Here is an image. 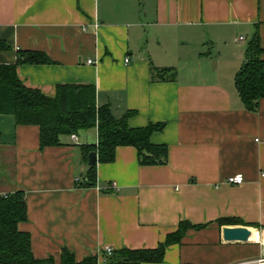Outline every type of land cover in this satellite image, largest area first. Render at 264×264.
<instances>
[{
  "label": "crops",
  "instance_id": "1",
  "mask_svg": "<svg viewBox=\"0 0 264 264\" xmlns=\"http://www.w3.org/2000/svg\"><path fill=\"white\" fill-rule=\"evenodd\" d=\"M255 29L264 59V0H0V65L18 51L52 61L19 65L24 86L52 97L58 85H90L114 118L134 112L130 128L165 124L150 142L167 145L166 165L140 166L133 147H118L112 163H96L97 186L80 188L81 146L97 143L95 128L41 149L37 126L0 115V195L24 192L18 230L36 259L59 264L64 247L76 261L104 246L155 249L181 222L206 226L157 264H237L264 253V99L249 112L234 88ZM151 68L175 78L152 81ZM237 175L241 184L226 182ZM221 218L243 224L219 226ZM226 227L251 235L224 241Z\"/></svg>",
  "mask_w": 264,
  "mask_h": 264
},
{
  "label": "trees",
  "instance_id": "2",
  "mask_svg": "<svg viewBox=\"0 0 264 264\" xmlns=\"http://www.w3.org/2000/svg\"><path fill=\"white\" fill-rule=\"evenodd\" d=\"M257 29L245 48V58L234 77V88L245 110L257 112L264 99V59ZM52 61L43 52L18 51L14 64L0 65V115H10L18 126H37L39 145L58 146L61 136L95 128L97 143L81 146L84 164L90 153H95L100 164L112 163L118 147H133L140 166H164L168 163V147L153 144L150 137L164 129L165 124H148L130 128L128 119L134 112H126L116 119L109 105L98 106L96 91L90 85H58L55 94L47 97L37 89L28 88L19 80L16 69L21 64L46 65ZM173 69H150V80L173 81ZM80 188L97 186L96 165L82 178ZM27 219L25 194L15 191L0 195V264H55L52 257L36 259L31 252L30 237L18 230V224ZM219 226L242 225L237 218H221ZM206 225L181 222L178 229L168 234L155 249L129 250L122 248L110 255H90L76 261L67 248L60 252L59 264H143L162 263L166 249L179 244L189 230H200ZM258 227L257 225H253ZM101 258V262L99 260Z\"/></svg>",
  "mask_w": 264,
  "mask_h": 264
},
{
  "label": "water",
  "instance_id": "3",
  "mask_svg": "<svg viewBox=\"0 0 264 264\" xmlns=\"http://www.w3.org/2000/svg\"><path fill=\"white\" fill-rule=\"evenodd\" d=\"M97 163V156L95 153H90L88 162L83 169V178L86 177L88 171ZM251 231L246 227H226L222 230V237L224 241L232 242L239 241L245 242L249 239Z\"/></svg>",
  "mask_w": 264,
  "mask_h": 264
},
{
  "label": "built area",
  "instance_id": "4",
  "mask_svg": "<svg viewBox=\"0 0 264 264\" xmlns=\"http://www.w3.org/2000/svg\"><path fill=\"white\" fill-rule=\"evenodd\" d=\"M243 38H240V40H242ZM129 60L128 58L125 59V63H127ZM88 64H91L92 61H88L87 62ZM72 139L73 140H76V137L74 135H72ZM243 181V177L242 175H237V176H234L232 178H229L226 182L228 184H231V185H236V184H241ZM114 187V186H112ZM112 249L108 246H104L97 254V256L101 257L102 256V253H105L106 255H110L112 253ZM237 264H264V253L259 256L258 258H255V259H250V260H245V261H242V262H239Z\"/></svg>",
  "mask_w": 264,
  "mask_h": 264
},
{
  "label": "rangeland",
  "instance_id": "5",
  "mask_svg": "<svg viewBox=\"0 0 264 264\" xmlns=\"http://www.w3.org/2000/svg\"><path fill=\"white\" fill-rule=\"evenodd\" d=\"M82 132H84V131H79L78 133L80 134V133H82Z\"/></svg>",
  "mask_w": 264,
  "mask_h": 264
}]
</instances>
